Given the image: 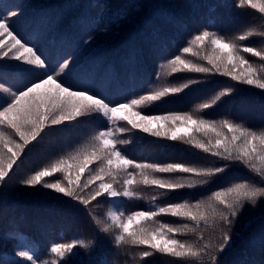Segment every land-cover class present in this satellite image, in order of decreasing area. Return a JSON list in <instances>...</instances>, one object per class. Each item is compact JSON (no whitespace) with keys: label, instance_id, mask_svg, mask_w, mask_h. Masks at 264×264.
<instances>
[{"label":"snow or ice","instance_id":"snow-or-ice-1","mask_svg":"<svg viewBox=\"0 0 264 264\" xmlns=\"http://www.w3.org/2000/svg\"><path fill=\"white\" fill-rule=\"evenodd\" d=\"M235 6L260 13L258 28L249 27L231 38L207 28L195 30L180 52L203 63H193L178 54L168 59L167 75L185 71L205 78L219 75L264 92V66L247 58H257L264 64V47L243 43L252 37L264 38V0H236ZM23 15L22 5L0 11V188L7 186L14 166L19 167L18 161L26 150L43 139L46 130H74L83 117H101L106 123L97 127L85 144L19 179V186L48 190L50 196L56 194L54 199L63 197L83 206L99 232L114 233L115 246L141 248V262L161 253L185 264H221V254L230 247L233 230L246 206L255 208L264 202V130L189 112L170 111L162 115L141 112L146 105L204 84L205 80L199 78L119 100H109L103 92L96 91L88 82V68L81 67L77 82L68 83L66 77L74 71L77 52L69 51L52 59L44 56L35 37L24 40L13 27V18ZM92 39L91 35L84 38L82 46H87ZM234 92L232 86H224L210 99L199 103L196 110L212 109ZM121 121L130 127H119ZM113 126L121 133L138 129L152 137L188 143L223 163L199 167L186 163L136 162L118 147L129 141L118 140ZM233 165L242 166L255 179L232 181L195 203L188 200L163 206L155 203L162 195L208 185ZM140 186L154 190L147 209L126 214L123 207H113L116 201L123 205L124 200L141 198L137 191ZM101 197L109 205L104 219L89 210V205ZM161 216L184 223H162L157 219ZM188 234L195 239H178ZM94 243L78 237L71 238L70 242H52L51 260L41 261L33 246L19 242L15 251L19 260L14 264H65L79 255L76 249L88 250ZM259 243L264 251V234Z\"/></svg>","mask_w":264,"mask_h":264},{"label":"trees","instance_id":"trees-1","mask_svg":"<svg viewBox=\"0 0 264 264\" xmlns=\"http://www.w3.org/2000/svg\"><path fill=\"white\" fill-rule=\"evenodd\" d=\"M15 5L23 6L24 15L13 18V27L24 40L35 37L44 56L52 59L69 51L77 52L74 71L66 77L68 83L75 84L79 69L88 68V82L96 91L103 92L109 100H119L168 84L179 85L189 78H199L205 83L146 105L141 112L156 115L170 111L189 112L264 130V92L219 75L205 78L187 71L167 75V61L175 55L181 54L193 63H203L197 57L180 52L190 33L207 28L231 38L249 27L258 28L261 14L254 9L237 8L236 0H0V11ZM89 35L93 39L87 46H82V40ZM243 43L264 47V38L252 37ZM247 58L264 66L257 58ZM229 85L235 89L231 96L224 97L205 112L196 110L199 103ZM131 118L139 122L137 117ZM103 123L106 121L101 117L87 116L81 118L74 130H46L43 139L26 150L18 161L19 167L14 166L12 179L6 187L0 188V209H3L0 211V264H14L19 260L15 256L19 242L33 246L44 261L52 258L49 252L52 242H70L73 237L95 243L88 250L76 249L79 255L71 257L65 264H105V261L108 264H185L161 253L141 262V248L125 244L115 246L114 233L99 232L83 206L63 197L54 199L56 194L50 196L48 190L23 188L17 183L32 171L50 165L85 144ZM113 127L118 140L129 141L118 147L136 162L186 163L199 167L223 163L188 143L152 137L138 129L121 133ZM119 127L130 126L121 121ZM239 179L255 177L242 166L233 165L208 185L162 195L155 203L161 206L184 200L195 203L211 191ZM137 191L141 198L124 200L123 205L116 201L113 207H123L126 214L147 209L154 190L140 186ZM108 209L104 197L89 205V210L100 219L106 217ZM157 219L162 223H184L170 216ZM233 231L230 247L221 254V264H241L242 261L264 264V251L259 243L264 234V202L255 208L246 206ZM178 239L192 241L195 237L188 234L178 236Z\"/></svg>","mask_w":264,"mask_h":264},{"label":"rangeland","instance_id":"rangeland-1","mask_svg":"<svg viewBox=\"0 0 264 264\" xmlns=\"http://www.w3.org/2000/svg\"><path fill=\"white\" fill-rule=\"evenodd\" d=\"M44 259V256H43V258H42V260Z\"/></svg>","mask_w":264,"mask_h":264}]
</instances>
